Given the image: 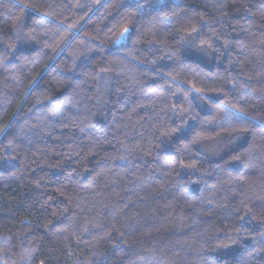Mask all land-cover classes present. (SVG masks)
Returning <instances> with one entry per match:
<instances>
[{
    "label": "trees",
    "instance_id": "obj_1",
    "mask_svg": "<svg viewBox=\"0 0 264 264\" xmlns=\"http://www.w3.org/2000/svg\"><path fill=\"white\" fill-rule=\"evenodd\" d=\"M0 264H264V0H0Z\"/></svg>",
    "mask_w": 264,
    "mask_h": 264
},
{
    "label": "snow or ice",
    "instance_id": "obj_2",
    "mask_svg": "<svg viewBox=\"0 0 264 264\" xmlns=\"http://www.w3.org/2000/svg\"><path fill=\"white\" fill-rule=\"evenodd\" d=\"M125 31H127V29Z\"/></svg>",
    "mask_w": 264,
    "mask_h": 264
}]
</instances>
